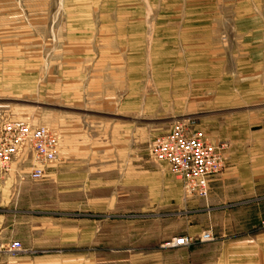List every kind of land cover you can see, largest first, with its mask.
<instances>
[{
	"label": "rangeland",
	"instance_id": "1",
	"mask_svg": "<svg viewBox=\"0 0 264 264\" xmlns=\"http://www.w3.org/2000/svg\"><path fill=\"white\" fill-rule=\"evenodd\" d=\"M124 53L141 55L139 91L128 75L134 59L125 60L126 81L119 79ZM168 61L165 78L159 62ZM118 113L127 132L141 131L142 142L136 172L130 161L110 165L103 224L112 261L164 264L163 247L167 258L182 264L189 256L184 249L249 242V223L264 227V0H0V123L47 128L61 144L69 135L78 139L86 127L112 129L118 122L110 115ZM177 120L226 146L224 169L211 179L206 199L187 196L150 155L152 143ZM28 169L21 161L18 174L14 166L0 183L14 176L24 183L29 199L21 209L44 208L47 227L82 229L90 225L86 215L106 214L100 204L87 203L86 189L56 188L54 163L40 182L27 178ZM188 232L195 239L208 232L213 240L166 246ZM83 237L71 255L84 260ZM203 254L209 259L216 251Z\"/></svg>",
	"mask_w": 264,
	"mask_h": 264
},
{
	"label": "crops",
	"instance_id": "2",
	"mask_svg": "<svg viewBox=\"0 0 264 264\" xmlns=\"http://www.w3.org/2000/svg\"><path fill=\"white\" fill-rule=\"evenodd\" d=\"M166 37V42L169 43L171 41L169 40L170 37ZM128 56L125 53L122 54V62L117 63L118 66L122 65V74H118V76L119 79L126 81L125 60L127 58H130V60L134 59L136 63H130L133 69L130 70L131 74L128 75L131 78L129 79L131 83L137 86L134 88L139 91L141 88V68L139 65L141 55L134 53V57ZM159 66H162L161 70L166 71L160 75L167 78L168 74H171L169 73L171 61L167 63L159 62ZM168 82L172 84L173 80L169 79ZM165 84L168 85L167 83ZM131 98L135 99V97ZM114 101L116 103H114L113 108L117 110L120 102L119 100L117 102L115 98ZM152 106L153 103L149 107ZM110 116L118 122L113 125L112 129L107 127L108 129L103 131L93 126L92 128L86 127L84 133H78V139L73 137V135L65 138L59 146L58 159L54 163V184L56 188L58 187L60 190L63 187L86 189L85 192L88 195L87 203L92 205L100 204L106 208V214L97 215L91 213L86 215V219L91 220L90 225L82 229H78L76 226L65 228L60 226L61 224L59 226L55 225L54 222L51 227H47V222L49 221L43 218L44 216H40L45 214L44 208L41 212L39 209L37 211H30L29 208L21 209L20 203L28 200L29 196L25 193L24 189L26 186L23 185L24 183L18 184V180L14 176V180L8 181L9 184L3 185L0 183V264H123L122 262H125L112 261L109 256V234L103 222L104 219H109L107 214L111 201L109 192L107 193L105 189L108 188L107 181L110 177L111 163L116 167L122 161L126 166V162L130 161L129 167L132 166L130 169L136 172V153L141 148L142 139L141 131L135 135L126 131L125 126L121 125L125 123V118L121 117L119 113ZM134 121L139 120L134 119ZM127 155H129L130 159L126 161ZM110 156H114L115 159L110 160ZM21 161L29 165L28 173L30 171L32 157L27 152L14 164L15 175L18 174L20 166L18 171L17 166ZM137 170L138 172L140 171V166L137 167ZM65 173L74 174L75 177L70 178L69 181L65 180V178L63 179ZM79 174H82V176ZM137 179L140 180V173L137 175ZM133 180L134 182L136 181V175H134ZM210 182L211 180L209 184ZM3 186L9 189L10 194H5ZM16 187H19V190L15 195ZM100 188H102L101 191H99ZM72 194L70 195L71 197ZM99 219L102 223L95 222ZM79 235L84 236V243L82 244H85L86 251L89 252L84 260L71 255L75 251L74 248L78 246ZM187 235L191 236V233L188 232ZM13 241L19 242L22 246V252L14 257L6 253V247ZM161 249L165 250L166 254L164 264H174L173 259L167 258L169 250L163 249V247ZM48 250L59 251L61 255L54 258L36 255V253ZM206 250L216 251V254L212 258L207 259L203 254V251L205 252ZM185 254L189 256L182 261V264H264V227L259 225L254 229L252 223H249V242L191 247L190 249H184Z\"/></svg>",
	"mask_w": 264,
	"mask_h": 264
},
{
	"label": "built area",
	"instance_id": "3",
	"mask_svg": "<svg viewBox=\"0 0 264 264\" xmlns=\"http://www.w3.org/2000/svg\"><path fill=\"white\" fill-rule=\"evenodd\" d=\"M60 137L55 132L35 127L24 121L0 123V180L10 175L14 164L24 153H30L32 164L27 178L40 182L46 177L47 167L58 159ZM226 146H217L205 135L195 130L192 123L178 121L171 131L156 141L150 148V155L156 163L165 164L176 178L187 196L206 199L209 181L224 169ZM213 240L211 233H203L199 239L183 236L166 246L187 248L196 241ZM22 252L19 242L13 241L6 247V253L16 256Z\"/></svg>",
	"mask_w": 264,
	"mask_h": 264
}]
</instances>
